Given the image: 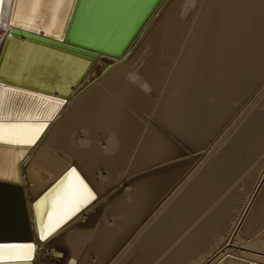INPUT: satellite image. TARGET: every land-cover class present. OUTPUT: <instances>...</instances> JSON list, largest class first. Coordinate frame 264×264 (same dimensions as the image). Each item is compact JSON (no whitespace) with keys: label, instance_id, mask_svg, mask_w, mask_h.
<instances>
[{"label":"bare ground","instance_id":"obj_1","mask_svg":"<svg viewBox=\"0 0 264 264\" xmlns=\"http://www.w3.org/2000/svg\"><path fill=\"white\" fill-rule=\"evenodd\" d=\"M43 54L67 69L24 73ZM7 55L2 78L57 92L0 89V119L42 122L0 124V239L30 244L0 259L264 264V0H156L92 63Z\"/></svg>","mask_w":264,"mask_h":264},{"label":"water","instance_id":"obj_2","mask_svg":"<svg viewBox=\"0 0 264 264\" xmlns=\"http://www.w3.org/2000/svg\"><path fill=\"white\" fill-rule=\"evenodd\" d=\"M156 0H0V28L8 33L0 51V71L8 57L10 42L55 53L56 56L88 59L91 63L98 53L118 56L140 26ZM151 5V6H150ZM23 39V40H22ZM117 46H120L116 49ZM121 49V50H120ZM33 54H30L32 57ZM48 55V54H46ZM45 54H43V57ZM28 57L24 73L37 69L39 73L46 69L66 68L58 60H51L49 66L45 60L37 61ZM7 60V59H6ZM5 60V61H6ZM20 64H23L21 62ZM110 65L107 66L109 68ZM55 73L57 71L53 69ZM67 75H70L68 73ZM52 77V76H51ZM44 78L53 86L62 79L58 76ZM67 77V76H66ZM49 79V80H48ZM70 83V82H69ZM73 86V84L71 85ZM0 89L26 94L35 99H55L57 90H39L33 86L7 80L0 75ZM46 91V92H45ZM62 99V98H59ZM34 104V103H33ZM35 104H37L35 102ZM42 123L23 119H0V124ZM44 123V122H43ZM0 146H8L0 141ZM0 184L3 181L0 180ZM18 239H0V250L7 247L30 245ZM28 240H31L29 237ZM0 264H28L26 259H0Z\"/></svg>","mask_w":264,"mask_h":264},{"label":"rangeland","instance_id":"obj_3","mask_svg":"<svg viewBox=\"0 0 264 264\" xmlns=\"http://www.w3.org/2000/svg\"><path fill=\"white\" fill-rule=\"evenodd\" d=\"M138 51H139V50H137L136 54H138ZM140 54H141V53H139V55H140ZM261 159H262V158H261ZM263 160H264V158H263ZM247 183H248V182H247ZM237 184H239V181H238ZM237 184L232 188V190H233L235 187H237V191H236V193L238 194V195H237V201L235 202L234 207H238V205H242L243 200H244L245 196L247 195V193H248V191H249V187H251L250 182H249V184L244 185V187H242V185H240L239 188H238ZM235 211H236V209H235ZM234 213H235V212H234ZM234 213H232V215H233ZM43 258H46V256L42 257L41 259H43Z\"/></svg>","mask_w":264,"mask_h":264},{"label":"snow or ice","instance_id":"obj_4","mask_svg":"<svg viewBox=\"0 0 264 264\" xmlns=\"http://www.w3.org/2000/svg\"><path fill=\"white\" fill-rule=\"evenodd\" d=\"M41 238H44V237L42 236ZM29 247H31V246H29Z\"/></svg>","mask_w":264,"mask_h":264}]
</instances>
